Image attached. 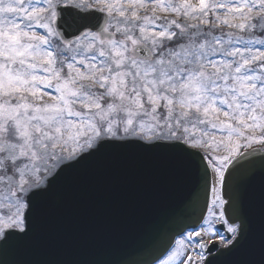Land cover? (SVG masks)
Masks as SVG:
<instances>
[{"label":"snow or ice","instance_id":"snow-or-ice-1","mask_svg":"<svg viewBox=\"0 0 264 264\" xmlns=\"http://www.w3.org/2000/svg\"><path fill=\"white\" fill-rule=\"evenodd\" d=\"M127 145L170 149L195 177L148 264H216L245 243L264 0H0V257L32 238L36 196Z\"/></svg>","mask_w":264,"mask_h":264},{"label":"water","instance_id":"water-1","mask_svg":"<svg viewBox=\"0 0 264 264\" xmlns=\"http://www.w3.org/2000/svg\"><path fill=\"white\" fill-rule=\"evenodd\" d=\"M247 184L249 238L216 264H264V162ZM195 177L178 153L109 146L69 169L35 198L32 238L9 248L7 264H148L153 242L192 195ZM194 211V209H193ZM213 255H217L213 253Z\"/></svg>","mask_w":264,"mask_h":264}]
</instances>
